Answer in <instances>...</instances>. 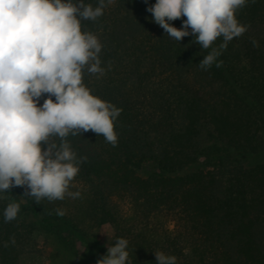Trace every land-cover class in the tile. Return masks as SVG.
<instances>
[{
  "label": "trees",
  "instance_id": "16d2710c",
  "mask_svg": "<svg viewBox=\"0 0 264 264\" xmlns=\"http://www.w3.org/2000/svg\"><path fill=\"white\" fill-rule=\"evenodd\" d=\"M155 3L105 0L101 17L81 20L102 45L104 69H84L83 84L122 109L114 120L118 143L92 131L69 134L77 161L87 157L69 188L78 198L37 204L26 186L0 192V264L43 255L37 237L52 257L70 259L80 243L100 260L107 250L93 232L103 226L112 246L128 240L126 264H157V251L176 264H264V0L237 10L247 31L226 49L217 38L212 48L221 55L207 70L199 62L212 48L192 34L180 42L168 36L147 11ZM186 19L169 23L181 29ZM145 167L152 172L143 177ZM9 203L20 210L5 222Z\"/></svg>",
  "mask_w": 264,
  "mask_h": 264
},
{
  "label": "clouds",
  "instance_id": "9594fccd",
  "mask_svg": "<svg viewBox=\"0 0 264 264\" xmlns=\"http://www.w3.org/2000/svg\"><path fill=\"white\" fill-rule=\"evenodd\" d=\"M246 3L156 0L147 11L178 42L192 34L201 48L209 49L223 37L220 49H226L228 42L247 31L236 18ZM105 7V0H99L97 7L84 0H0V192L26 186L25 195L37 204L45 198H78L80 193L69 188L80 171L79 163L87 157L77 161L69 134L92 131L117 146L114 120L122 109L94 96L83 84L84 69L101 75L104 69L99 59L102 45L96 35L81 30V20H97ZM181 17L187 18L181 29L169 23ZM252 43L259 46L255 40ZM220 55L212 48L199 67L207 70ZM42 144L47 148L42 149ZM19 210L18 203H9L5 222L14 220ZM56 214L65 213L57 209ZM128 243L117 239L97 264H126ZM155 256L157 264H176L175 256L159 251Z\"/></svg>",
  "mask_w": 264,
  "mask_h": 264
},
{
  "label": "rangeland",
  "instance_id": "374dc122",
  "mask_svg": "<svg viewBox=\"0 0 264 264\" xmlns=\"http://www.w3.org/2000/svg\"><path fill=\"white\" fill-rule=\"evenodd\" d=\"M258 35L264 36V25L259 27ZM151 172L152 169L150 167H145L139 172V174L143 177H146ZM93 234L99 239L105 250L112 246V231L108 226H103L100 230H95ZM37 241L40 246L44 247L45 253L43 255L26 254L22 256L21 264H97V257L89 254L80 243H76L74 247L76 256L63 260V258L60 256H51L52 248L49 245L44 246L43 237H37Z\"/></svg>",
  "mask_w": 264,
  "mask_h": 264
}]
</instances>
